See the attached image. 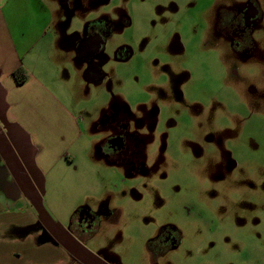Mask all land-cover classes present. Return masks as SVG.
I'll use <instances>...</instances> for the list:
<instances>
[{"label":"rangeland","instance_id":"obj_1","mask_svg":"<svg viewBox=\"0 0 264 264\" xmlns=\"http://www.w3.org/2000/svg\"><path fill=\"white\" fill-rule=\"evenodd\" d=\"M41 1L71 35L112 23L106 78L74 91L87 142L51 176L61 185L51 209L37 205L45 227L86 264H264V0L243 49L222 18L250 0ZM121 120L139 140L125 161L99 154ZM85 203H97L99 229L75 252L65 231ZM167 227L181 238L155 258L149 244Z\"/></svg>","mask_w":264,"mask_h":264},{"label":"crops","instance_id":"obj_2","mask_svg":"<svg viewBox=\"0 0 264 264\" xmlns=\"http://www.w3.org/2000/svg\"><path fill=\"white\" fill-rule=\"evenodd\" d=\"M71 36L41 0H0V264H86L45 227L37 206L52 208L61 181L51 176H66L76 165L71 150L87 142L75 89L100 84L84 78ZM20 67L23 84L13 76Z\"/></svg>","mask_w":264,"mask_h":264},{"label":"flooded vegetation","instance_id":"obj_3","mask_svg":"<svg viewBox=\"0 0 264 264\" xmlns=\"http://www.w3.org/2000/svg\"><path fill=\"white\" fill-rule=\"evenodd\" d=\"M61 8L64 10H75V5L71 4L72 0H57ZM233 17V15H231ZM261 16L260 9L254 0H250L245 10L237 15L235 18L231 17L228 20L227 15L222 18V26H232L236 29H241V43L242 49L251 44V28L253 21ZM227 18V19H226ZM63 28V24L60 23ZM85 29L82 32H75L71 36V43L73 48L82 55L83 62L85 63L86 79L91 82H102L106 78L103 65L99 57L105 52L107 44L110 40L109 29L112 25L111 21L107 18L102 20L88 21L85 24ZM67 30L66 28H64ZM129 50V51H128ZM126 51L129 55L130 49L127 45H122L117 50V54ZM123 58H129V56ZM84 75V76H85ZM154 112H158L155 108ZM144 124L143 127H147ZM136 133L131 132L129 124L121 120L117 126L112 127L105 136L102 146L99 149L100 155H108L113 158L117 157L125 161V155L130 147L139 142L135 140ZM125 159V160H124ZM120 162V161H119ZM121 168V167H120ZM125 182V181H124ZM123 182V183H124ZM93 207V205H91ZM97 207V206H96ZM102 205L100 206L101 209ZM96 211V212H95ZM98 212V213H97ZM99 229V210L82 206L77 209L74 217L69 225L68 233L72 235L74 240L73 244H68L75 252L78 251V245L84 244L86 237H91L94 232ZM88 235V236H87ZM62 238V237H61ZM181 238L180 233L174 227H167L163 229L155 240L149 244L150 253L155 258L166 256L171 251L175 243H178ZM63 239V238H62ZM64 240V239H63ZM65 243V242H64Z\"/></svg>","mask_w":264,"mask_h":264},{"label":"trees","instance_id":"obj_4","mask_svg":"<svg viewBox=\"0 0 264 264\" xmlns=\"http://www.w3.org/2000/svg\"><path fill=\"white\" fill-rule=\"evenodd\" d=\"M13 76L18 84H23L28 79V73L25 69H23V67L14 71Z\"/></svg>","mask_w":264,"mask_h":264},{"label":"water","instance_id":"obj_5","mask_svg":"<svg viewBox=\"0 0 264 264\" xmlns=\"http://www.w3.org/2000/svg\"><path fill=\"white\" fill-rule=\"evenodd\" d=\"M78 54H79V56H81V58H82V55H80V53L78 52ZM84 78L86 79V75L84 76ZM87 80V79H86Z\"/></svg>","mask_w":264,"mask_h":264}]
</instances>
